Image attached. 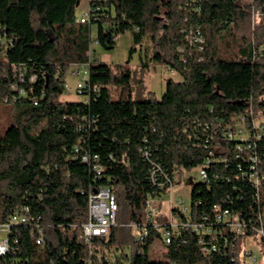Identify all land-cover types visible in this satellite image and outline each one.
Instances as JSON below:
<instances>
[{
	"label": "trees",
	"instance_id": "16d2710c",
	"mask_svg": "<svg viewBox=\"0 0 264 264\" xmlns=\"http://www.w3.org/2000/svg\"><path fill=\"white\" fill-rule=\"evenodd\" d=\"M79 1L0 0V116L10 122L0 133V224L22 207L29 218L12 225L0 264H243L238 245L254 236L264 213V135L252 146L260 158L257 192L246 176L247 143L224 133L241 117L250 128V108L264 111V24L251 28L249 7L238 0H91L89 22L82 24L76 22ZM253 1L264 12V0ZM92 25L104 49L129 32V57L146 40L142 70L164 64L180 80L168 79L159 99L133 98L127 67L92 58ZM196 30L198 47L185 39ZM87 63L88 83L98 91L62 101L66 70ZM114 85L128 96L112 100ZM76 146L97 155L100 177ZM207 159V179H188L189 217L175 211L182 223H202L203 232L169 228L165 246L149 227L137 240L125 224L147 223L145 200L164 193L149 178L152 163L175 178ZM90 184L110 189L117 203L116 224L106 238L91 239L92 250L81 232ZM215 205L237 215L245 230L235 235L217 224ZM37 222L42 244L35 240ZM200 239L216 250L203 254ZM156 241L165 252L152 261L148 252Z\"/></svg>",
	"mask_w": 264,
	"mask_h": 264
},
{
	"label": "built area",
	"instance_id": "2783aa9c",
	"mask_svg": "<svg viewBox=\"0 0 264 264\" xmlns=\"http://www.w3.org/2000/svg\"><path fill=\"white\" fill-rule=\"evenodd\" d=\"M90 1L88 0V7L85 13L80 18H76L77 23H88L89 22V16H90ZM185 39L195 47H198L199 44L202 42V38L200 36L199 30H196V33L194 31L189 32ZM92 43H96L95 40L91 41L89 44V52L92 50L91 45ZM199 49H201V46H199ZM181 50V49H180ZM184 60V59H183ZM79 68H82V76L81 81L76 84L75 91L77 93L76 96H79L82 100H85L88 94L90 92H97L98 86H90L88 83L89 78V63L80 65V66H74L72 71L70 73L72 75H78L80 73ZM34 78H31V81ZM64 88L65 92H69V87L64 82ZM21 93H24L23 91ZM250 115H251V121H250V128L244 121V118H238L235 119V127H229L227 130H225V135L228 140H238L241 143H247L245 149L248 155L247 162L249 161V172L246 173V176L250 183L253 185V187L258 192L259 186H260V179L258 175V166L260 164V158L257 157L256 152L252 149V146L255 143V140H258L262 138V134L260 131H263L264 135V115L261 117H257V114L253 112V109H249ZM80 142V141H79ZM250 142H253L252 144H249ZM242 147L239 148V150L242 151ZM75 152L79 153V151H83L81 153V161L88 165L89 169L93 173V177L96 179L100 177L102 173V167L99 165L97 159V155H90L86 151L79 148V146L75 147ZM143 155L147 158L148 153L143 152ZM209 165V160L207 159L205 164L203 166H200L197 169L198 177L205 181L207 179V173L206 168ZM239 170L241 168L239 167ZM157 174L162 177V180H160L157 177ZM149 178L151 182L155 185H158L159 188H164V193L161 195V197L158 196H148V198L145 200V214L147 223L144 224H130V227L134 230L135 235L137 237V240H142L145 236L148 235L149 227L153 228L155 231L159 232L164 240L163 245H168L171 240L172 232L169 231V228L173 231L177 229L179 226L183 228H190L196 233H201L203 225L202 223H182L179 221V218L177 214L175 215L176 209L180 211L183 215L188 216V207L185 205H182V200L179 198H173L172 194H170V190L175 182V178L173 176H169L167 173L162 172L160 167L158 165H155L152 163ZM169 191V192H168ZM87 195V220L81 224V232L82 237L85 243L88 245L89 250L90 241L94 237H102L106 238L109 235L110 228L115 225L116 220V213H117V203L114 193L102 186H94L90 184L88 186V189L86 190ZM165 197L166 204L169 206L170 210V218L166 220L163 224L157 223L154 220V203H158L161 201V198ZM158 200V201H156ZM214 211V220L217 224H222L225 230H229L235 235H240L241 232L245 230V224L243 221L235 214L230 213L227 210L222 209L220 205L213 206ZM28 209L26 207L20 208V210H14L11 214L9 220L7 222L0 224V231L8 233L14 224H21L26 225L28 222ZM173 220V221H172ZM259 226L257 228H253L254 236L250 237H258L260 240L261 250L264 251V213L262 215L258 216ZM210 232V230H209ZM208 232V233H209ZM34 234H35V240L36 244H42L43 243V228L41 225L37 222L34 224ZM199 244H201V251L203 254L209 253L210 251H215L216 247L215 245L211 244L209 247L203 246L202 239L199 240ZM163 247V246H162ZM237 248V246H236ZM9 250V240H8V234L7 239L0 242V256L5 254ZM165 252V249L163 247V252ZM264 255V253H263ZM244 256L248 257L246 258L245 262L243 264H251V260H254L253 253L250 252H244ZM107 260V258L105 257ZM100 261V258H99ZM242 262V261H241ZM87 264H93L92 261L89 259L87 261ZM102 264V261L100 262Z\"/></svg>",
	"mask_w": 264,
	"mask_h": 264
},
{
	"label": "rangeland",
	"instance_id": "374dc122",
	"mask_svg": "<svg viewBox=\"0 0 264 264\" xmlns=\"http://www.w3.org/2000/svg\"><path fill=\"white\" fill-rule=\"evenodd\" d=\"M239 5L249 7L251 12L250 16V25L252 27L262 26L264 24V12L256 6L253 0H238ZM88 7V0H80L79 5L76 9V17L80 18L85 13ZM97 36V26L92 25L90 29V38L95 40ZM148 42L145 40L141 43V46H136V51L129 57V52L132 46L131 35L129 32H126L123 35H120L115 42V45L112 48L104 49L98 44L92 43V58L98 62L106 64L112 68L116 66H125L127 67L132 74V94L133 98L137 96H145L151 94L155 98L159 99L165 91L166 81L172 79L174 81L180 80V77L166 65L160 63H151L148 69L142 70L141 61L144 57V49L147 46ZM151 53V47L149 46L148 54ZM74 66H69L65 74V84L69 87V92H64L61 96V100L65 102L78 101L80 100L79 96H76L75 91L76 84L81 81L82 68H79L80 73L78 75H72ZM111 99L118 100L124 94L128 96V91L124 90L121 86H111ZM257 117L264 115L263 110H257L255 112ZM10 125V122L5 117V115L0 116V133H3L5 129ZM197 170L193 169L189 173L181 174L175 177V182L170 190L173 198H179L182 200V205L187 207L190 206L191 198L190 191L191 186L188 182V179L191 177L193 182L196 183L200 181ZM169 192V191H168ZM166 198H161V201L154 203V220L157 223L163 224L168 218H170L169 206L166 204ZM158 201V200H156ZM173 221V220H172ZM116 224V223H115ZM133 234L134 230L130 227V224H125ZM7 239V233L0 231V242ZM260 240L258 237H248L244 241L240 242L238 245V259L242 262H245L246 256L244 252L253 253L254 260H251V264H264V251L261 250ZM126 252L129 253L127 249ZM163 252V247L161 246L160 241L154 242L149 248V257L152 261L160 260Z\"/></svg>",
	"mask_w": 264,
	"mask_h": 264
}]
</instances>
